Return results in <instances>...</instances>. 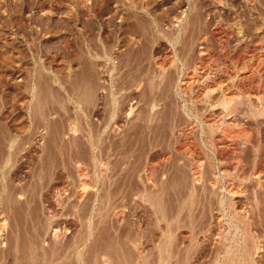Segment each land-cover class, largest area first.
Masks as SVG:
<instances>
[{
    "label": "rangeland",
    "instance_id": "rangeland-1",
    "mask_svg": "<svg viewBox=\"0 0 264 264\" xmlns=\"http://www.w3.org/2000/svg\"><path fill=\"white\" fill-rule=\"evenodd\" d=\"M117 1L0 0V264L211 263V241L193 237L184 220L172 232L164 262L160 215L131 197L134 184L144 188L145 154L140 144L139 153L129 144L123 114L119 130H112L122 106L113 101L122 96L124 111L133 104L128 90L116 94V82L130 81L114 61L141 38L129 33L119 39L121 23L113 14L119 2L126 8L146 0ZM184 1L155 0L152 12L145 6L140 16L154 21L180 2L175 8L185 15L205 5L206 22L222 6ZM76 10L83 11L77 19ZM147 61L152 71L146 68L135 81H156L150 56ZM80 170L88 178H80ZM208 208L197 221L216 216ZM262 252L258 259L264 260Z\"/></svg>",
    "mask_w": 264,
    "mask_h": 264
},
{
    "label": "bare ground",
    "instance_id": "bare-ground-1",
    "mask_svg": "<svg viewBox=\"0 0 264 264\" xmlns=\"http://www.w3.org/2000/svg\"><path fill=\"white\" fill-rule=\"evenodd\" d=\"M224 1L215 0L222 6L206 22L201 19L203 4L202 12L194 6V14L185 15L175 8L179 2L166 11L172 19L164 13L171 20L161 13L150 24L139 10L146 6L152 12L155 0L114 7L113 17L121 23L116 36L134 33L141 41L113 64L116 71L126 69L130 81L116 82V94L128 90L133 104L124 111L122 96L113 101L122 106L112 130L117 132L123 114L129 119V144L133 150L139 144L144 149L139 177L144 188L139 191L133 182L131 197L160 215L155 213L162 223L164 262H169L172 232L182 220L193 237L211 241L210 264L264 261L258 259L264 251V0ZM80 11L74 18L82 16ZM149 56L156 81H135L146 71ZM87 176L80 170V178ZM205 207H212L216 216L210 213L207 220L197 221Z\"/></svg>",
    "mask_w": 264,
    "mask_h": 264
}]
</instances>
